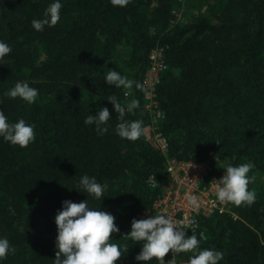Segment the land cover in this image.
Masks as SVG:
<instances>
[{
  "label": "trees",
  "instance_id": "16d2710c",
  "mask_svg": "<svg viewBox=\"0 0 264 264\" xmlns=\"http://www.w3.org/2000/svg\"><path fill=\"white\" fill-rule=\"evenodd\" d=\"M50 2L0 0V39L12 48L0 59V110L9 121L35 125L26 147L0 138V237L15 248L2 264H54L56 212L64 199L86 198L116 217L120 231L110 239L129 247L117 264H144L135 259L142 242L126 236L132 219L162 196L170 159L206 161L210 153L216 160L207 181L228 164L251 163L256 200L199 216L194 230L206 236L199 248L223 251L218 264H264V0H194L197 12L183 21L176 14L184 0H129L124 7L62 0L60 20L37 31L31 21ZM159 48L167 64L155 91L166 153L145 140L152 120L145 78ZM112 68L142 87L108 85ZM17 81L38 89L34 103L4 95ZM113 94L125 106L139 100L124 117L143 121L135 141L115 132L119 114L107 100ZM105 106L108 131L98 135L85 118ZM83 174L104 185L102 201L77 191ZM193 254L170 250L164 259L188 264Z\"/></svg>",
  "mask_w": 264,
  "mask_h": 264
},
{
  "label": "clouds",
  "instance_id": "9594fccd",
  "mask_svg": "<svg viewBox=\"0 0 264 264\" xmlns=\"http://www.w3.org/2000/svg\"><path fill=\"white\" fill-rule=\"evenodd\" d=\"M114 6L124 7L129 0H110ZM62 0H51L44 9L40 18L31 21L32 27L37 31H43L45 26H54L61 18ZM12 51L10 44L0 39V59ZM104 81L116 88L131 89L133 85L137 89L142 85L138 81L122 75L115 68L110 69ZM39 91L30 86L27 81H17L14 86L7 89L4 95L10 98H20L28 104L36 101ZM125 95H128L125 92ZM107 100L111 102L116 113L119 114V123L115 132L121 138L135 141L144 131L143 121L126 120L125 113L133 112L139 107L138 99H131L127 105L121 104L116 95H109ZM111 115L108 107H100L95 115L89 114L85 118V124L95 125L98 135L108 131V121ZM35 125L27 123L19 118L9 121L3 110H0V138L20 147H26L35 140ZM251 163L238 165L228 164L223 176L216 180V198L220 202H231L239 206L251 205L256 200L254 190L248 185L252 177L248 175ZM79 192L86 193L94 199L101 200L104 197L105 187L94 176L83 174L78 181ZM192 206H198L197 198L189 197ZM62 206L57 210L54 221L57 228L55 237L54 264H117L118 259L129 249L127 244L120 245L112 242L111 233L120 231L115 223L116 217L109 211L95 208L89 205L88 199L75 202L64 199ZM185 227H181L171 217L164 214H154L142 219L133 218L131 230L126 234L133 241L142 242L140 251L136 254L137 261L146 262L155 258L158 264H170L165 255L171 250L172 254L181 252L194 253L188 259V264H218L224 257L221 250L215 248L200 249L201 239H206L203 232L199 238L195 230L188 235ZM15 252L6 237H0V264L9 255Z\"/></svg>",
  "mask_w": 264,
  "mask_h": 264
},
{
  "label": "built area",
  "instance_id": "2783aa9c",
  "mask_svg": "<svg viewBox=\"0 0 264 264\" xmlns=\"http://www.w3.org/2000/svg\"><path fill=\"white\" fill-rule=\"evenodd\" d=\"M167 68L164 59V49L159 48L151 54V64L145 78L146 108L151 114L152 120L146 129L145 140L157 150L166 153L168 151L167 138L159 128L163 113L159 109L156 100V86L159 83L161 72ZM215 154L210 153L206 161L170 159L168 172L171 175L169 184L155 205L140 215L139 219L154 214H164L171 217L185 231L197 228L199 216H211L215 213L228 212L231 209L230 202H220L216 198V180L224 173L207 181ZM154 185V182H151ZM197 198L198 206L189 203V197ZM131 230V227H130Z\"/></svg>",
  "mask_w": 264,
  "mask_h": 264
},
{
  "label": "rangeland",
  "instance_id": "374dc122",
  "mask_svg": "<svg viewBox=\"0 0 264 264\" xmlns=\"http://www.w3.org/2000/svg\"><path fill=\"white\" fill-rule=\"evenodd\" d=\"M193 3H194V0H184L182 10L177 12L176 14L179 20L183 21L184 16L186 17L185 19H187L190 14L197 12L195 11Z\"/></svg>",
  "mask_w": 264,
  "mask_h": 264
}]
</instances>
